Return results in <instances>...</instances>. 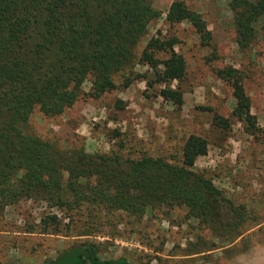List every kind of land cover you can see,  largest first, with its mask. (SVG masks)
Instances as JSON below:
<instances>
[{
  "label": "trees",
  "instance_id": "16d2710c",
  "mask_svg": "<svg viewBox=\"0 0 264 264\" xmlns=\"http://www.w3.org/2000/svg\"><path fill=\"white\" fill-rule=\"evenodd\" d=\"M228 6L237 48L249 51L259 39L254 23L264 17V0H229ZM159 15L151 0H0V214L20 200L42 202L51 210L30 232L66 234L80 223L73 235H86L92 226L114 225L112 219L183 208L199 228L228 242L256 222L253 210L216 186L207 169L194 168L196 157L207 150L199 134L187 135L174 162L90 152L78 133L61 141L28 123L35 110L55 119L84 96L128 86L136 65H147L158 81L183 78L185 61L173 48L174 35L156 33L142 44ZM163 19L169 26L189 22L200 43L210 44L205 20L183 0H172ZM214 71L231 88L233 105L229 117L214 112L211 121L222 128H229L231 119L239 121L264 147V128L250 111L243 71L230 64ZM159 94L181 102L177 86ZM42 264L131 263L123 256L102 257L98 243L81 239Z\"/></svg>",
  "mask_w": 264,
  "mask_h": 264
},
{
  "label": "rangeland",
  "instance_id": "374dc122",
  "mask_svg": "<svg viewBox=\"0 0 264 264\" xmlns=\"http://www.w3.org/2000/svg\"><path fill=\"white\" fill-rule=\"evenodd\" d=\"M171 1L151 0L160 15L148 25L142 44L156 33L174 35L177 43L173 48L185 61L183 78L158 81L147 65H136L137 74L128 86L117 85L98 97L84 96L55 119L35 110L28 123L43 136L61 141L78 133L90 152L134 158L147 154L174 162L179 161L187 135L199 134L205 137L207 150L196 157L194 168L207 169L216 186L251 208L258 219L232 242L199 228L183 208L167 214L155 209L138 219H112L114 225L92 226L86 235H73L81 229L80 223L74 232L50 234L30 232L29 227L51 208L42 202L20 200L5 206L0 214L3 264H42L57 249L81 239L98 243L100 256H123L131 264H264V147L248 136L239 121L231 119L229 128L211 121L214 112L229 117L231 88L217 78L214 69L230 64L243 71L250 111L256 124L264 128V17L254 23L258 41L241 52L235 42L229 0H183L205 20L211 36L208 45L200 43L187 21L167 25L163 17ZM88 86L85 81L82 89L86 91ZM166 86H177L180 103L159 94ZM248 251L253 253L246 261L240 254Z\"/></svg>",
  "mask_w": 264,
  "mask_h": 264
},
{
  "label": "crops",
  "instance_id": "0c3cea01",
  "mask_svg": "<svg viewBox=\"0 0 264 264\" xmlns=\"http://www.w3.org/2000/svg\"><path fill=\"white\" fill-rule=\"evenodd\" d=\"M252 253H253L252 251H248V252H244L240 255H242L241 257H243L244 259H246V261H248L249 257L252 255Z\"/></svg>",
  "mask_w": 264,
  "mask_h": 264
},
{
  "label": "built area",
  "instance_id": "2783aa9c",
  "mask_svg": "<svg viewBox=\"0 0 264 264\" xmlns=\"http://www.w3.org/2000/svg\"><path fill=\"white\" fill-rule=\"evenodd\" d=\"M263 227H264V219H263V223H262Z\"/></svg>",
  "mask_w": 264,
  "mask_h": 264
}]
</instances>
